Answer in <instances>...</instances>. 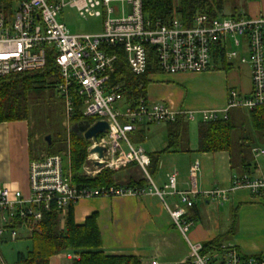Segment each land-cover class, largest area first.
Wrapping results in <instances>:
<instances>
[{
    "label": "built area",
    "instance_id": "built-area-1",
    "mask_svg": "<svg viewBox=\"0 0 264 264\" xmlns=\"http://www.w3.org/2000/svg\"><path fill=\"white\" fill-rule=\"evenodd\" d=\"M14 6V8H13ZM74 9L81 18H101V32L73 35L58 21L63 9ZM247 43L248 53L238 58L232 48ZM147 47L155 53V67L161 74H196L211 69L214 51L222 50L225 60H238L249 67L252 91L245 97L230 90L225 110L199 112L201 122L225 119L232 108L247 112L264 105V17H219L210 20L204 14L196 15L190 26L174 18L167 23H151L143 16L142 0H11L5 9L0 0V77L12 74H31L41 71L50 58L57 68L60 82L56 94L64 105L68 129L74 112L75 98L89 127L106 122L102 138L88 140L81 176L93 178L103 170L117 172L129 165L140 168L146 186L113 184L101 188L79 187L73 182L70 163V139L67 154L41 156L32 159L28 167V192L0 187V243L30 239L41 232L43 218L53 209L57 211L59 228L64 227L70 206L82 198L155 196L167 210L173 226L183 235L190 223L185 219V208L193 206L198 196L226 200V192L212 189L200 193L196 187L198 162L188 171L186 191H177L176 173L169 174L167 183L158 188L148 168L150 158L140 146L129 139L139 123H170L186 115L194 120V112L177 111L163 102L148 103L124 101L119 85L111 83L114 64L120 55L135 76L147 72ZM122 102L123 109L115 108ZM71 131V129H70ZM103 150L102 157L91 153ZM254 157L263 149L252 148ZM67 157V168L63 157ZM96 163L100 166H96ZM233 186L245 187L254 194L264 191V179L251 180L246 176L233 178ZM178 196L172 206L168 200ZM184 207H181V206ZM67 259L77 256L65 253ZM0 264H6L0 256ZM150 264H158L151 261ZM179 264H264V256H244L234 246L223 244L218 251L202 253V246L190 244L189 253Z\"/></svg>",
    "mask_w": 264,
    "mask_h": 264
},
{
    "label": "crops",
    "instance_id": "crops-1",
    "mask_svg": "<svg viewBox=\"0 0 264 264\" xmlns=\"http://www.w3.org/2000/svg\"><path fill=\"white\" fill-rule=\"evenodd\" d=\"M228 2L230 5L227 10H223V17H264V0ZM232 49L237 52L238 58L247 56L245 40L239 48ZM238 60H224L229 66L222 67L212 57L211 69L204 73L167 75L155 71L148 77L146 101L150 104L163 102L182 112L199 114L201 111L215 110L220 114L226 108L230 90L245 97L251 94L249 67L240 64ZM188 103L205 109L189 110L191 107ZM196 106L194 108H199ZM227 114L238 126L237 135L242 139L251 138L249 158L252 165L246 173H241L239 168L232 169L228 153H198L196 145L187 143L185 148L189 152H168L166 155L169 157L162 156L157 172L150 176L154 184L162 188L167 183L169 174L176 173L177 191H186L189 185V167L193 162H198L197 190L200 193L212 189L227 191L226 200L200 194L193 200L191 208L180 205L184 207L185 219L190 223L185 235L173 226L160 200L150 195L140 198H82L72 207L74 223L83 224L87 217L95 214L104 253L132 255L139 258L142 264H150L151 261L158 264H179L187 258L190 244L202 246L218 238L222 245H232L244 256H264V191L254 194L245 187L233 186L235 177L264 179V154L258 157L252 154L254 147L264 150V141L253 131L249 112L232 108ZM181 116L186 118L184 114ZM26 122L0 123V187L8 185L24 195L28 192L27 171L30 162ZM135 131L141 134L140 124H137ZM138 138L136 142L141 141ZM154 153L146 154L149 156ZM165 159L171 164L170 169L161 164ZM113 173L114 182L118 185H147L140 168L135 165ZM140 181L142 185H138ZM178 202L177 195L169 198L171 206ZM64 254L51 257L49 264H72V260L67 259Z\"/></svg>",
    "mask_w": 264,
    "mask_h": 264
},
{
    "label": "trees",
    "instance_id": "trees-1",
    "mask_svg": "<svg viewBox=\"0 0 264 264\" xmlns=\"http://www.w3.org/2000/svg\"><path fill=\"white\" fill-rule=\"evenodd\" d=\"M5 9L11 7V0H1ZM232 0H142L143 16L151 23L165 24L176 18L184 25L190 26L196 15L204 14L210 20L223 17L225 4ZM236 16H231L235 18ZM153 48L147 47V72L142 76L133 75L124 56L120 55L114 64L111 74V83L119 85L121 96L129 104L137 100L146 99V88L149 75L157 71L155 53ZM223 51L216 50L213 61L220 62L222 67L229 65L224 61ZM60 82L57 68L50 58H47L45 67L31 74H12L0 77V123L27 121L29 115V102L32 97L39 96L46 90L56 91ZM74 112L70 119L71 127L75 124L88 121L83 117L78 101L73 99ZM229 112V111H228ZM250 124L258 136L264 141V105H259L249 111ZM167 124V143L164 150L150 154L148 168L150 176H154L158 169L160 157L164 153L189 152L185 148L188 143V121L183 116L176 117L174 122ZM238 126L234 124L228 114L225 119L211 122H200L197 126V152L214 154L226 152L230 157L232 169L239 168L246 173L251 167L249 154L251 151V138L242 139L237 135ZM29 142L32 137L28 136ZM58 143H61L60 141ZM45 156L58 154L62 149L57 147L56 141L50 145L45 144ZM89 142L83 136L70 132V163L73 173V182L84 188H101L115 184L114 173L103 170L100 175L85 178L80 174L81 166L86 158ZM30 159L33 157L29 145ZM41 157V156H40ZM238 160V161H237ZM132 183H130L131 185ZM140 181L138 185H142ZM73 206L68 208L64 227L59 228L57 211L52 209L43 218L41 232L32 235L29 239L31 249L26 253L16 254V264H49L50 258L62 253H73L77 256L72 264H142L140 259L130 255H107L101 247L100 232L96 223L95 214L87 217L83 224H75L73 220ZM215 239L202 245V253L218 251L222 243Z\"/></svg>",
    "mask_w": 264,
    "mask_h": 264
},
{
    "label": "rangeland",
    "instance_id": "rangeland-1",
    "mask_svg": "<svg viewBox=\"0 0 264 264\" xmlns=\"http://www.w3.org/2000/svg\"><path fill=\"white\" fill-rule=\"evenodd\" d=\"M229 5L230 2L225 4L224 9L227 10ZM58 21L66 25L67 30L73 35H89L101 32V18H81L74 9L69 7L63 9ZM188 104L191 107L188 109L192 111H201L205 109L196 106L197 104ZM195 106L199 108H194ZM115 108L123 109L122 102L115 104ZM64 111V105L61 99L57 96L56 91L46 90L39 96L31 98V101L29 102V119L28 122H26V132L30 135V137H32L29 145L32 151L31 155H33V157L38 158L47 154V146H45V137L47 136L51 137L50 141H56V145L58 144L57 147L62 149L58 154L68 153V141L72 130L70 131L71 128L68 129L67 127ZM200 117L201 116L199 114H195L194 120L188 122L187 136L188 143L191 145H197L196 131L198 124L202 121ZM140 127L141 134H139V131H135L133 138H131V134H129V139L132 144L136 146L140 145V148H142L146 153H154V151L155 153L161 152L165 149V143L167 142L166 123H141ZM98 136L99 138L103 137V135ZM137 137H139L138 139H141V141L136 142ZM59 141L61 143H58ZM166 154L167 153L162 154L160 158L164 155L168 156ZM63 161L67 168L68 160L66 155L63 157ZM161 164H163L164 168L170 169L169 167L171 164H169L168 160H163ZM160 167L162 168L161 165ZM167 202L169 204V200ZM31 247V242L26 237L18 238L16 241H7L6 243L2 242L0 243V256L6 264H16V254L26 253L27 250L31 249Z\"/></svg>",
    "mask_w": 264,
    "mask_h": 264
},
{
    "label": "water",
    "instance_id": "water-1",
    "mask_svg": "<svg viewBox=\"0 0 264 264\" xmlns=\"http://www.w3.org/2000/svg\"><path fill=\"white\" fill-rule=\"evenodd\" d=\"M107 129V123L106 122H97L93 126L89 127V123L87 121L75 124L71 127V130L77 134L83 136V138L88 141L91 138H96L99 134H103ZM50 136L45 137V141L48 145H50ZM91 153H97L99 157H102L103 150L99 147L94 148ZM96 166H100V163Z\"/></svg>",
    "mask_w": 264,
    "mask_h": 264
}]
</instances>
